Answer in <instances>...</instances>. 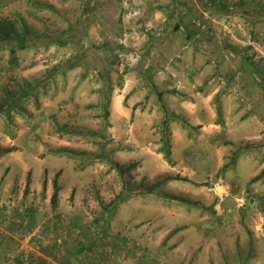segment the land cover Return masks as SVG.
Listing matches in <instances>:
<instances>
[{
	"label": "rangeland",
	"instance_id": "rangeland-1",
	"mask_svg": "<svg viewBox=\"0 0 264 264\" xmlns=\"http://www.w3.org/2000/svg\"><path fill=\"white\" fill-rule=\"evenodd\" d=\"M132 1L145 3L146 10L152 3V10L199 3L197 8L187 4L188 11L179 6L193 19L209 10L214 34L200 37L204 51L199 52L210 69L196 77L199 88L181 70L190 55L173 61L177 77L163 74L160 84L149 78L152 63L156 76L160 62L167 66L172 57L173 51L166 61L158 54L174 23L168 22L162 33L163 23L144 21L146 10L137 4L128 9ZM246 2L252 12L242 15L240 3ZM204 3L213 5L206 9ZM170 11L163 13L166 18ZM191 20L187 23L194 29ZM239 22L246 35L264 45V0H0V264H189V255L198 253L204 239L214 241L223 257L238 244L236 260L243 255L247 228L261 248L258 256L264 257V51L256 55L244 48L243 55L240 46L229 52L226 38L219 36L224 25ZM244 57L250 70L242 64ZM256 78L254 91L242 87ZM171 86L179 93L175 112L198 128L171 123V159L166 160L158 93L171 95ZM210 92L207 109L199 98ZM118 95L129 97L126 107L131 101L138 105L128 120L115 119L111 112ZM112 162L125 168L137 164L124 175L136 194L97 224L102 203L123 189L124 177ZM176 175L189 181H167L162 193L204 209L144 193ZM55 180L60 191L53 208ZM74 223L81 226L74 228ZM88 224L92 232L83 242L78 234ZM100 226L106 227L104 239L96 232ZM93 236L98 238L89 252L93 256L78 252ZM230 259L228 264H235Z\"/></svg>",
	"mask_w": 264,
	"mask_h": 264
},
{
	"label": "crops",
	"instance_id": "crops-1",
	"mask_svg": "<svg viewBox=\"0 0 264 264\" xmlns=\"http://www.w3.org/2000/svg\"><path fill=\"white\" fill-rule=\"evenodd\" d=\"M159 3V1H158ZM155 3V4H158ZM136 4L138 5L137 7H139V10H146L144 9V4L145 3H135L134 1H132L129 4H127L128 9L133 10L134 7L136 6ZM150 4V3H149ZM191 6V8H197L199 7V3H168L167 6L165 5H161L159 7H155L156 9L152 10L154 8V5L152 3V5H148L147 10L145 11V13L143 14L144 17V21L146 20H150L151 23H153V21L155 22H160L163 23L162 25L165 27H160L162 30L164 29V31H162V33H167L165 30L167 29V23L171 22L174 23V27H173V33L170 36L167 37H162V50L161 53H159L158 55H160L159 59H163V61H166V59L170 58V53L171 51H173L172 53V57L170 58V61L167 62V66L164 65V63L160 62L159 67L163 66V68H159V70L157 71L156 76H152L151 72H154L155 68L153 67V63L150 65L148 74H149V78L153 79L155 78V80L157 79V81L155 82V84H160V81H162L165 77H163V74H169L168 77L169 79L174 76L177 77L178 73L175 72L173 70V61H175L176 63L181 62V60L185 57V55H190V62H185L184 65H182L181 70L184 72H187L189 77H191L193 79V81L195 83H198L199 86L198 88L202 85V82L198 81L196 79L197 76H201V74L203 72H207L210 68H208L207 66H204L203 62V57L204 54L202 55V53L199 52V50L204 51L203 50V46H202V40H201V36L202 35H206L209 34V36H212L214 34V31H212V27H213V23L214 20L211 19L210 20V15H209V10L207 11H202L201 13L195 15L196 18H192V15L189 17V15L186 14V11H183L181 9H179V6L182 5H186V7ZM203 4V3H202ZM240 10L242 15L243 12H245V10L248 12H252L251 7V3H240ZM204 7L207 9V7L213 5V3H204ZM166 9L168 10H172L170 11L171 13L166 16H164V12H166ZM188 7H187V11H188ZM254 11V18H252V25L256 26L257 25V6L253 9ZM132 14V11H130ZM135 12V11H134ZM137 12V11H136ZM135 12V13H136ZM149 12L152 13L153 15H151L152 17L148 16ZM205 16V17H204ZM187 18L189 20V18H191V22L194 23L195 28H191L190 25H188V21ZM224 20L227 22H230V19L228 17H224ZM202 21L203 23H205L206 25H208L210 32L207 33H203L202 31H200V28L197 25V22ZM211 22L212 26H211ZM207 36V35H206ZM226 43L225 46L227 47V49L229 50L230 53L233 52H237V48H239L240 46L243 47L241 45V42L239 39H237L238 41H235L233 39H226ZM167 41H169V43H167ZM224 43V42H223ZM230 43V44H228ZM166 46V47H164ZM243 51V55H245L246 53V49H244V47L241 49ZM153 53H150V55ZM155 55V54H154ZM156 55V56H158ZM176 56L177 60H174V57ZM226 56V55H225ZM228 57V56H227ZM255 58V57H254ZM249 60V59H248ZM248 60L242 59V64L246 65L247 68H251V63L248 64ZM250 61V60H249ZM170 65H171V69H170ZM186 67L188 70H186ZM168 70V71H167ZM169 72V73H168ZM147 74V76H148ZM192 79L190 83H192ZM252 85L250 84H245L242 85L243 88H248L249 86H251L253 88L257 89V78L256 79H252L251 80ZM178 83V80L175 82ZM181 84V83H180ZM165 85V84H163ZM173 86L169 87L170 89ZM185 87V86H184ZM173 89V88H172ZM171 95H164V93H158L160 94V96L158 97V102L159 103H164L167 108H169L171 110V112H174L175 114L179 115V113L175 112L176 108H175V104H176V96L179 93L173 89L170 90L168 92ZM200 92H197L198 97ZM174 94V95H173ZM164 95V96H163ZM171 96V97H169ZM253 100V104L255 105V107L257 106V98L255 97V94L252 93V95L250 96ZM165 98V99H164ZM199 99L202 100V102L205 105V108L208 109V105L211 103L212 101V94L210 93H206L205 98L200 97ZM129 101V97H127V95H118L116 96L113 100H112V106H113V111L112 114L114 116L115 119L120 118L121 120H128L130 119V117L132 116L133 113V106L135 101H131V106L126 107L125 106V101ZM167 100V103L166 101ZM185 107L186 110H193L191 106L184 104L183 105ZM221 109V107H220ZM222 111V110H221ZM195 114H196V119L199 120V111L196 109L195 110ZM181 116V115H179ZM208 116L212 119L214 117V113H213V109L210 107L209 108V114ZM179 122V121H172L170 122ZM180 123V122H179ZM169 124V125H170ZM197 124V123H196ZM245 133H250V129H245L244 130ZM258 175V174H257ZM257 177V176H256ZM255 176L252 178V180L249 183H254L255 180L253 181L255 178ZM229 186H226L225 188H227ZM250 230L247 228L245 229V237L243 238L244 240L242 241L243 243V250H241V252L243 253V255L240 258H236V260H234V258L232 256H234V252L235 249H237V245L235 244V249L234 251H229L228 254H230L231 256L228 257H223L222 253L219 251V247L216 245V243H214V241L209 240V239H204L202 241H204V243L202 242L200 245H198V253H196L195 255H189V264H228L227 259L229 257H231V261L233 263H237V264H264V257L258 256L257 252L258 249L260 250V247H257V238L253 239L254 241H252V238L250 237L251 233L249 232ZM238 240L237 236H235V241ZM238 242V241H236ZM218 244V243H217ZM200 251V252H199ZM261 251V250H260ZM252 254H251V253ZM238 254V253H237Z\"/></svg>",
	"mask_w": 264,
	"mask_h": 264
},
{
	"label": "trees",
	"instance_id": "trees-1",
	"mask_svg": "<svg viewBox=\"0 0 264 264\" xmlns=\"http://www.w3.org/2000/svg\"><path fill=\"white\" fill-rule=\"evenodd\" d=\"M161 109L164 113V119H163V126L165 128H163V136H162V147H161V152L164 153V157L166 160L171 159V148H170V141H169V136H168V127L170 122L172 121H179L182 125H184L185 127L189 128V129H195L198 127H194L193 125H191L185 118L175 114L174 112H171V110L169 108H167V106L164 103H160ZM138 107V105H135L134 108ZM218 113L221 112L220 107H217ZM109 115V110L106 109L105 111V116L108 117ZM219 120L222 121V114L219 117ZM107 121V120H106ZM241 149V148H240ZM239 149V152H240ZM14 149L10 148L7 149L5 152H12ZM242 150V149H241ZM238 154H235L234 156V160L232 159V161H235V158ZM112 165L114 166V168H116L118 170V172L121 174V176H123V189L122 191L115 197V199H113L112 201H110L109 203H102V207L104 209V212H102L101 216L99 218H97L95 220V222L98 224L100 219L103 218L107 221V217L104 216V214H113L119 204L123 203L125 200H127L129 197L135 195L136 193L134 192L132 185L130 183V181H128L126 179V177L124 176L126 172L133 170L134 168H136L137 164L136 163H132L131 165H129L128 167H123L119 164H116L115 162H112ZM225 166L222 168V170L225 171ZM264 171H262L263 173ZM262 173L258 174L257 177L253 180H259L262 177ZM171 180H185V181H189V179L187 177H182L181 175H176V176H168V177H164L161 180L157 181L154 185H152L151 187H148L147 189L144 190V193H153L156 192L158 196H163L166 197L167 199H170L171 201H173L174 199L177 198V200H179L180 202H183L185 204H188L189 206H197L198 208H205L203 205H201L198 202H193V201H187L186 199L182 198V197H177L175 195L172 194H167V193H162V190L160 187H162V185L167 182V181H171ZM202 185V184H201ZM47 188V179L44 180V184H43V190L46 191ZM59 191H60V187L58 186V182L57 180H55L54 182V191L53 194L51 196V203L53 205V208H56L58 205V196H59ZM74 228H78L81 225H78V223H74ZM92 232V227L91 224L86 225L85 227L82 228L81 233L78 234V237L80 238L81 241L85 242V237ZM98 235L101 239H104L106 237V227L104 226H100ZM97 240L98 238L94 239V236L90 239V242L88 244H81V247L78 249V252H82L84 251L87 255V257L89 256H93L90 255L89 252L94 251V249L97 247ZM93 258V257H92ZM89 258V259H92ZM64 264H71V262L69 260L63 261Z\"/></svg>",
	"mask_w": 264,
	"mask_h": 264
},
{
	"label": "built area",
	"instance_id": "built-area-1",
	"mask_svg": "<svg viewBox=\"0 0 264 264\" xmlns=\"http://www.w3.org/2000/svg\"><path fill=\"white\" fill-rule=\"evenodd\" d=\"M197 25L200 28V31H202L203 33L210 32L208 25H206L202 21L197 22ZM224 26L225 27L223 28L222 35L219 37L226 38V39H233L235 41H238L237 39H240V36H242L241 34H243L244 36V37L242 36L243 40H241L240 42L244 48H247L250 51L256 52V55H257V52L263 53L264 51L262 50L264 49L263 43H261L260 41H257V39L252 38L249 35H246V30L242 23L239 22V23H234L230 25L226 24Z\"/></svg>",
	"mask_w": 264,
	"mask_h": 264
}]
</instances>
